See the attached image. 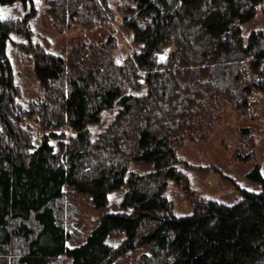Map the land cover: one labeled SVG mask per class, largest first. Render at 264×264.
<instances>
[{
	"label": "trees",
	"instance_id": "obj_1",
	"mask_svg": "<svg viewBox=\"0 0 264 264\" xmlns=\"http://www.w3.org/2000/svg\"><path fill=\"white\" fill-rule=\"evenodd\" d=\"M33 1L0 3L27 7ZM130 2L122 25L136 50L124 61L112 53L111 38L82 45L67 57L39 43L24 46L46 93L30 111L18 102L6 50L12 32L31 41L28 17L0 19V264H52L62 255L70 264H114L138 249L143 251L136 264H264L260 168L248 176L261 190H243L229 205L191 191L178 166L179 147L195 137V121L201 119L195 116L213 117L210 108L221 90H229L230 80L242 87L243 99L264 93V31L254 30L247 39L242 34L264 0ZM48 12L66 28L74 23L91 28L112 17L104 0H50ZM227 93L238 101L237 91ZM108 110L114 116L94 136L90 125L99 124ZM36 114L44 127L66 124L75 134L65 141L50 132L34 145L24 126ZM132 164L153 168L139 173ZM169 181L186 192L192 213H174ZM65 185L90 196L100 210L113 192L125 189L121 210L104 212L79 246L67 244L66 220L74 221L77 211L66 212ZM116 236L123 237L118 246Z\"/></svg>",
	"mask_w": 264,
	"mask_h": 264
},
{
	"label": "rangeland",
	"instance_id": "obj_2",
	"mask_svg": "<svg viewBox=\"0 0 264 264\" xmlns=\"http://www.w3.org/2000/svg\"><path fill=\"white\" fill-rule=\"evenodd\" d=\"M49 1L34 0L32 5L27 7L21 2L7 5L0 3V19L22 20L28 17L27 24L32 33L29 42L25 35L12 32L6 43L8 58L13 65L14 80L21 93L18 102L27 111H30V106L41 104L46 93L36 77L33 56L23 49L24 46L39 43L46 51L67 57L82 45L98 46L111 38L112 53L119 61H124L136 50L131 31L122 25L124 7L131 3L130 0H104L110 7L109 13L112 17L109 20L103 19L101 23L94 24L91 28L80 23H74L66 28L55 21L48 12ZM31 10L33 13L29 14ZM254 30L264 31V5L259 7L255 18L242 25L245 39ZM165 54L168 55V50ZM229 83V90H221V95L210 108L214 112L213 117L206 118L198 114L195 116L196 119L201 117L195 121L197 124L194 130L195 137L187 138L179 147L178 155L183 162L178 166L186 174L191 191L207 199L232 205L242 198L243 190L253 192L261 190L259 183L252 181L248 175L258 166L264 176V93L256 92L243 99L239 96L242 85L241 88H237L231 80ZM228 91L233 93L237 91L238 101H230L226 96L230 95ZM114 113V110H108L99 124L90 125L94 136L108 126ZM24 127L30 132L34 145H38L42 137L50 132L56 133L59 139L65 141L75 134V131L66 124L55 129L44 127L40 114L28 118ZM205 132L207 133L205 138L201 137ZM54 141L56 142V139ZM131 167L139 173L153 168L152 164H132ZM124 191L125 189L113 192L108 207L100 210L95 209L90 196L79 194L69 186H64L63 202L67 204L66 212L72 213L71 208L77 211V214L74 213V221L66 220L67 223H71L68 230L69 247L82 244L98 225L104 212L121 210L120 202ZM167 195L173 203L176 215L192 213L190 199L174 181H169ZM122 239L123 237L116 236L112 241L118 246ZM142 251L141 249L130 251L118 257L114 264H136ZM52 264H70V259L62 255Z\"/></svg>",
	"mask_w": 264,
	"mask_h": 264
}]
</instances>
